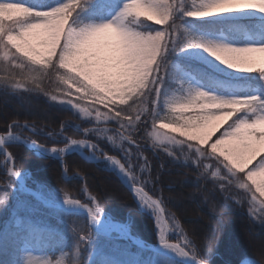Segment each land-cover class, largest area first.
Segmentation results:
<instances>
[{"label": "rangeland", "instance_id": "obj_1", "mask_svg": "<svg viewBox=\"0 0 264 264\" xmlns=\"http://www.w3.org/2000/svg\"><path fill=\"white\" fill-rule=\"evenodd\" d=\"M79 1L81 0H67V10L63 13H58V15H63L65 17L69 16V13H71V10ZM63 2L64 0H58L47 8L57 6ZM208 2L209 0H171L172 14L178 13L182 18H192L196 20H221L243 17L248 19L258 18L264 21V12H261L258 8L231 10L204 17L186 15L188 11L201 8ZM25 4L0 2V35L7 30L8 34L15 36L18 43L23 47V51H21L20 47L14 46L17 53L15 55L8 50L7 46L0 47V71L3 73L2 78L8 82H15L23 78V69L26 71V75H28L31 70L36 68L44 69L51 63V67L56 68V84L52 83L49 90L51 92L50 96L62 98L53 101H58L57 103L63 104L76 111L80 119L89 124V126L84 129L92 131L90 132L91 136H87L86 134L89 133L85 131L84 136H70L71 139L84 140L85 143L83 144L79 142L69 144L65 141L63 145L51 143L43 144L38 142L35 136L38 132L50 138V141L53 142L64 140L65 134H62L61 138L54 137L51 131L30 123H22L24 125H18V123H16L15 127L12 128L13 132L25 141H36L44 146L54 147L58 152H61L59 149L65 148V145L68 144V147L74 146L76 149L98 158L109 154L103 149V145H107L114 151V154L109 155L120 159L126 167L128 166L126 154H130L131 171L138 177L139 182L136 184H141L139 176H142L143 171L138 161V155L132 150L131 146H129L131 142L122 138L121 133L116 128L102 122L107 119L109 120L110 115L105 117L104 112L108 111L109 113V106H111V104L124 102L142 87L139 83L142 64L141 49L143 46L141 34L154 33L163 26L156 24L154 21H148L146 22L147 25L144 26L140 23L141 19H138L137 16L133 14L142 6L143 0H124L115 10L109 12L97 21L94 20L80 24L78 21L73 20L70 24H66L68 30L63 33V52L58 58L59 63L55 64L53 61L57 58L53 55L54 48L44 47V45L47 44L46 36L34 42H25L26 30L31 28L33 23H44V21L36 20L32 22L27 21L28 17L34 15L33 8L37 10H45L47 8L42 9L27 4L32 7L29 8L25 7ZM125 4L129 6V14L123 17H117ZM35 15H42V13H35ZM114 18H117L116 22H113ZM49 19H52V17H49ZM132 20L136 21L134 26L130 23ZM105 22L112 23L114 29V31L107 35L95 33L94 28L88 27L89 25H100ZM182 23L184 27V38H182L178 47L176 45L173 46V49L178 55L185 59L200 62L217 73L222 74L224 77L219 78L222 84L228 85L232 79L253 76L260 83V85H256L244 93H237L231 89L221 92L206 87L188 70L181 69L177 63H171L169 76L172 88H169V85H164L161 88L163 91L165 90L161 104L162 110L158 111L156 116H152V119H156L157 121V129H153L152 120L150 122L151 127L149 133L155 132V135L150 136L154 141L161 144L174 143L179 138H183L194 144L201 145V137L194 138L192 135H184L181 132H173L170 128L162 127L160 118H166L163 120L164 124L176 123L187 131L193 128L203 127L210 117L218 115L221 112L231 111L235 114L234 110L228 105L215 104L209 101L207 97L197 101L196 107L178 112H172L169 103L174 98H187L190 92L195 89L207 93L209 97L216 96L223 99L255 96L258 99L249 107L238 112L235 117V119L252 118L255 115L264 114V74L259 72L258 67L253 68L252 71L234 69L212 56L205 48L199 47L194 42H212L233 47L260 46L264 45V25L258 23L262 27H257L256 30L260 33H256V36H252L246 32L243 34L242 38L235 39L224 32L201 31L188 22ZM189 44H191V46H187ZM13 51L15 50L13 49ZM101 54L104 55L102 56ZM101 59L111 61V66L117 69V71L104 82L93 73L94 67L101 62ZM32 80L31 78L27 81L30 82ZM17 83L20 82L17 81ZM12 87L16 88L15 85H12ZM48 88L49 86L41 88L40 90H48ZM40 92L43 93L42 91ZM201 105L206 106L201 107ZM98 108L101 111L99 115H97ZM231 120V118H225L222 121L215 122L219 131L212 136V141L216 139L220 131H223V129L227 127L228 123H231ZM96 126L99 127L96 128ZM74 127L78 128L80 124L76 122ZM165 134L167 138H164ZM234 135L239 136V133H236L234 128H229L225 130L223 136L218 137L216 141L208 144L210 150L214 154L219 155L227 162V169L228 165L232 164L230 153L228 151H220L219 146L221 141L227 140ZM109 137L113 139L110 140ZM258 138L264 143V132H258ZM89 142L92 143L91 146ZM210 142L211 141H209V143ZM205 143L207 145V139H205ZM261 155H264V153ZM259 159L260 156L258 155L252 164H256ZM14 164L16 171L28 176L29 172L26 168L19 165L17 166L15 160ZM0 166L1 172L3 173V178H0V193L6 194L4 200L0 201V254L2 252L1 250L8 242L13 243L15 241V228H20L23 225L25 227L33 226L38 229L53 230L63 238L59 246L50 250L34 249L29 242H24L21 246L20 255L17 256V264H25V259L29 255H31L33 260L37 261V264H43V262L47 260L50 261L51 264V262L56 259H62L64 264H90L92 259L101 254H103L104 257H108L114 264H177V261L175 262L176 259L174 260L172 257L156 252H152L150 256L141 258L138 253L130 251V249L126 247L124 248L120 243L118 244L122 247H118L116 244L112 246L110 241L103 239L102 235L97 232L91 234V229L88 228L87 230L84 220H81L79 217L73 215L61 216L58 210H45L43 208L44 206L40 204L39 201L38 203L36 202V198L18 184L14 176L9 175L8 169L10 168V164L6 156L1 160ZM251 166L252 165H249V167ZM135 167H137L138 174L135 172ZM37 181L43 184L48 198H50L47 200H64L65 193H67L69 197L78 199L89 207L94 208L95 203H98L97 200H95V203L93 202L92 194L86 190L84 191V196L81 198L79 196L70 195L63 187L49 186L44 181L31 178L30 176H28L26 184L31 186L33 182ZM26 194L32 196L36 201ZM140 204L142 205L141 202ZM100 207L102 208L101 205ZM256 207L258 209L259 205L257 204ZM144 208L153 212L152 209L146 206H144ZM54 213L61 217L58 221H52L50 219V214ZM67 213L72 214L77 212ZM153 213L156 220L157 234L161 229L157 222L158 214L156 212ZM96 215L109 219L115 218L110 212L104 211L103 208L102 211ZM164 215L166 223L170 228L166 234V238L168 240L173 238L179 242L182 239L184 240L185 237L181 233L176 218L171 214L164 213ZM117 220L122 221L133 233L139 235L134 231L133 226H131L132 223L129 218ZM177 225L179 227H177ZM9 228H13V230L11 231ZM84 232H87L88 238L86 240H80L79 237ZM106 236L111 240L124 241L122 238L117 237L116 232H111ZM188 248L192 247L188 244ZM193 254L197 257L196 252Z\"/></svg>", "mask_w": 264, "mask_h": 264}, {"label": "trees", "instance_id": "obj_2", "mask_svg": "<svg viewBox=\"0 0 264 264\" xmlns=\"http://www.w3.org/2000/svg\"><path fill=\"white\" fill-rule=\"evenodd\" d=\"M54 1L56 0H23L26 4L37 8H46ZM122 1L81 0L74 7L75 12L71 11L69 15L71 21L75 20L80 24L99 20L118 7ZM260 21L257 18L196 20L182 18L180 14L173 13L170 24L175 26L176 38L163 55L165 69L164 74L162 73V86L169 85V88H172L169 71L171 63H177L181 69L188 70L210 88L221 91L231 89L241 93L249 90L254 83L258 84L254 76L232 79L228 85H222L219 81V78L223 77L221 74L200 62L183 58L176 53L173 46L178 47L184 38L182 22H188L199 30L232 32L239 37L245 31L256 33L255 25ZM146 22H148L146 18H141V24L146 26ZM51 66L50 63L44 69H33L28 75L23 69L22 71L25 73H22L23 78L15 82L4 80L3 73L0 71V132L7 131L10 124L18 123L20 125L19 123L27 122L51 131L54 137L61 138L62 133L72 137L85 135L84 128H87L89 124L82 121L72 108L53 101L54 99L50 96V87L52 83L56 84V68ZM30 77L33 80L28 82ZM18 84L24 86L18 87ZM12 85H15L16 88ZM48 86V90H40ZM164 91L161 89L158 102L154 105L153 110L155 95L154 93L150 94L142 86L124 102L111 104L108 113L110 118L102 123L118 128L126 135L132 136L135 144H129V146L138 155L141 165L147 162L142 176H139L142 186L161 201L166 213L177 219L183 234L201 260L208 264H237L244 257L253 256L264 263V220L260 219L262 213L249 211L252 207L251 195L245 189L238 187L235 177H230L232 174L227 169V162L219 155L214 154L208 145L201 146L183 138H179L174 143L161 144L154 141L149 135L152 116H156L157 112L162 110ZM134 108L137 112L147 108L148 112L142 116L141 122L137 123L136 130L129 126L126 132L120 127L119 121L112 119L114 114L112 110L125 115H134ZM235 117L231 119H235ZM76 122L80 124V127H74ZM91 131H87L89 134L86 135L91 136ZM35 136L38 142L43 144L63 145L65 143V140L50 141V138L39 132ZM6 147L14 157L16 165L26 168L33 178L42 180L49 186L63 187L70 195L81 198L84 196L85 190L90 192L102 208L110 212L113 217L117 219L129 218L134 231L145 241H156L153 218L140 207L131 191L115 171L108 168L105 162L86 160L76 151L64 154L63 161L60 162L55 157L37 155L20 143H9ZM202 147L207 148L202 149ZM103 149L109 154H114V151L107 145H103ZM2 159L3 154L0 153V165ZM206 165H210V167L206 168ZM64 170L68 174L66 178L63 177ZM135 172L138 174L137 167H135ZM213 172L217 174L214 176ZM0 176L3 178L1 166ZM229 179L232 180V184L228 183ZM221 185H224L223 190ZM28 196L35 200L32 196ZM36 202L38 203V201ZM43 208L47 211H55L45 206ZM58 211L61 216L73 215L84 220L88 230L89 227L82 214ZM49 217L52 221H58L61 218L56 213L50 214ZM9 229L13 230V228ZM90 231L91 234L94 233L92 230ZM14 235L15 241L8 242L1 250L0 264H17V256H19L24 242H29L34 249L47 250L52 247L56 248L63 240L53 230L38 229L33 226L25 227L24 225L15 228ZM102 237L110 241L112 246L116 244L118 247H122L118 243L122 244L124 248L138 253L141 258L151 255V252L125 240H111L105 236ZM90 264L114 263L101 254L92 259Z\"/></svg>", "mask_w": 264, "mask_h": 264}, {"label": "snow or ice", "instance_id": "obj_3", "mask_svg": "<svg viewBox=\"0 0 264 264\" xmlns=\"http://www.w3.org/2000/svg\"><path fill=\"white\" fill-rule=\"evenodd\" d=\"M0 2L10 3V4H25L23 0H0ZM25 7L32 8L25 4ZM259 9L261 12H264V0H209V2L201 8H196L191 11H188L186 15L192 17H204L220 12H226L231 10L238 9ZM67 10V0H64L63 3L47 8L45 10H37L33 8L34 15L27 18L28 22L44 21V23H33L32 27L26 30L25 42H34L40 39L43 36L47 37V44L44 47L54 48L53 55L57 58L53 63H59V56L63 52L64 37L63 33L68 29L66 24L71 23V16L58 15V13H63ZM73 13L75 9L71 10ZM35 13H42V15H35ZM129 14V6L125 4L121 11L118 13L117 17H123ZM137 16L138 19L146 18L148 21H154L158 25L163 27L154 33L141 34L143 46L141 49L142 55V64L140 68V85L145 87L146 90L155 95L154 105L158 102V97L162 88V79L164 74L165 65L163 63V55L167 49L171 46L176 38L175 26L170 24L172 19V10H171V0H143V4L140 8L133 13ZM52 17V19H49ZM117 18L113 19V22H116ZM89 28H94L95 33L102 35H107L110 32L114 31L112 23H101L100 25H89ZM199 47L205 48L212 56L216 57L220 61H223L224 64L229 65L234 69H241L245 71H252L253 68L258 67L259 72L264 74V45L260 46H245V47H233L228 45H220L212 42H194ZM7 46L8 50L14 55L16 53V48L14 46L20 47L23 51V47L18 43L17 38L13 35H9L6 30L2 35H0V47ZM191 46V44L187 45ZM13 49L15 51H13ZM259 54V55H257ZM102 56L104 54H101ZM15 63V62H13ZM117 69L111 66V61L101 59V62L94 67L93 73L95 76L99 77L102 82L112 76ZM163 73V74H162ZM18 87H23V84H18ZM39 87V85H37ZM215 103L221 105H228L233 112H221L218 115L212 116L207 120V123L200 128H193L185 131L182 126L176 123L164 124V117L160 118L161 126L165 128H170L173 132H181L184 135H192L195 137H201L200 143L201 146L206 145L205 139H207V145L213 143L217 140L218 137L223 136L225 130L229 128H234L236 133H239V136H231L227 140L220 142L219 150L228 151L230 153V159L232 164L228 165V171L232 174L230 177H235V182L238 184V187L245 189L247 193L251 195L252 207L249 209L250 212L255 213L259 211L262 213L260 216L261 220H264V143L258 138V132H264V114L255 115L252 118H240L232 119L231 123L227 124V127L223 131L219 132V135L214 141H212V136L215 135L219 128L215 122L222 121L225 118L235 117L238 112L249 107L254 101L258 98L255 96L244 97V98H232V99H223L216 96L209 97L207 93L195 89L190 92L187 98L178 99L174 98L170 103L169 107L172 112L183 111L197 106V101L206 98ZM52 99H62L61 97L53 96ZM206 105H201L204 107ZM112 119L119 121L120 127L123 128L126 132L128 131L129 126L133 130H136L138 122H141V118L144 114L148 112L147 108H143V111L137 112L136 109H133L134 115H125L124 113L115 112ZM100 109H97V115L100 114ZM104 116H108V111L104 112ZM127 122V123H125ZM146 124V121H145ZM15 124L11 125L10 128H14ZM153 129H157V121L153 119L152 121ZM85 132L88 129L84 130ZM10 130L6 131L4 135H0V145L4 143L3 136L9 135ZM149 135H155V132L149 133ZM121 137L124 139L132 140V136H125L121 133ZM109 139H113L109 137ZM209 141H211L209 143ZM85 143L84 140H75L68 139L69 144L75 143ZM91 146V142H89ZM68 147V144L65 145V148ZM65 148L59 149L61 152ZM139 148V145H137ZM207 147H202L206 149ZM57 149H53L56 151ZM166 151H169L166 149ZM172 154V153H170ZM203 155V151L201 152ZM5 155L8 161H12V154L5 151ZM142 155V153H141ZM260 156V159L256 164H252L256 160L257 156ZM128 158V166L121 162L120 159H117L115 156H106L109 160L115 162L119 165L121 170L126 173L129 180L133 184L138 183V177L133 174L131 171V157L130 154H126ZM249 165H252L249 167ZM147 167V162L141 165V170H145ZM206 168H209L210 165H206ZM8 173L11 176L19 175V171L14 170V168H9ZM214 176L216 172L212 173ZM229 184H232V180H228ZM221 189H224V185H221ZM134 191L137 196L141 199L143 203L148 204L149 207L156 210L158 213L157 222L160 221L159 213H162L164 210L160 207L161 201L152 200L151 197L144 192V189L141 187H135ZM5 193H0V201H3L5 198ZM95 203V197L92 198ZM65 202L68 204H81L79 200L71 199L67 193H65ZM259 205L257 209L256 205ZM87 206V205H86ZM88 207V206H87ZM91 213V218L93 220L99 219L97 213L102 211V208L98 203H95V207H88ZM177 227H179L177 225ZM88 238L87 232H84L80 235V240H86ZM160 241L166 247L174 249L180 255H191L195 252L194 248H188L189 241L187 238L184 239V246L182 247L179 242L171 243L166 238L164 231L160 233ZM188 250H185V249ZM26 264H37V261L31 258L29 255L26 259ZM43 264H50V261H44ZM198 264H207L206 261L198 260Z\"/></svg>", "mask_w": 264, "mask_h": 264}, {"label": "water", "instance_id": "obj_4", "mask_svg": "<svg viewBox=\"0 0 264 264\" xmlns=\"http://www.w3.org/2000/svg\"><path fill=\"white\" fill-rule=\"evenodd\" d=\"M10 130V129H9ZM11 131V130H10ZM5 133H0V135H4ZM13 136V137H12ZM3 140L4 143L2 145H0V150L5 154V151H7L9 153V151L6 148V144L7 143H20L25 145L26 147L30 148L28 143H26L25 141H23L22 139L17 138L13 132H11L9 135H5L3 136ZM33 150V149H32ZM34 151V150H33ZM69 151V150H68ZM35 153L39 154L37 151H34ZM82 154L85 158L89 159V160H96L95 158L85 155L84 153H80ZM40 155H44V156H54V157H59L53 153H40ZM6 156V155H5ZM101 159L103 160H107L105 156L101 157ZM10 164V168H14V160L12 159V161H9ZM15 170V168H14ZM15 179L17 180V182L30 194H32L37 200H39L43 205L48 206V207H53V208H59V209H63V210H67V211H79L81 213H83L87 219L88 225L90 227H92L95 231L100 232L102 234H106L105 231H102L101 229H99V226H105L108 224H115L120 226L126 233L127 238L135 245L140 246L142 248H145L147 250L153 251V252H159V253H163L166 254L165 252H163L161 249L162 247H164L165 245L161 243V241H157L156 243L153 244H147L144 242L143 239L135 236L128 227H126L124 225V223L117 221V220H113V219H96L93 220L91 218V213L89 211V208L86 206V204L82 203L80 200L81 204H68L65 202L64 200H59V201H49V200H45L40 194H38L37 192L34 191V189H32L30 186H28L27 184H25V182L21 179L20 175L14 176ZM127 184V183H126ZM129 187V186H128ZM150 196V195H149ZM151 198H153L152 196H150ZM73 200H78L75 198H71ZM155 200V198H153ZM161 207V205H160ZM171 243H177L175 241H169ZM186 250V249H185ZM167 255V254H166ZM184 259L182 260L184 263L187 264H198V260L191 254V255H183ZM238 264H241L238 263ZM254 264H263L262 262L255 260Z\"/></svg>", "mask_w": 264, "mask_h": 264}, {"label": "bare ground", "instance_id": "obj_5", "mask_svg": "<svg viewBox=\"0 0 264 264\" xmlns=\"http://www.w3.org/2000/svg\"><path fill=\"white\" fill-rule=\"evenodd\" d=\"M19 139H23V138H19ZM29 143L28 145L34 149L35 151L37 152H40V153H53V154H59L58 150L56 151H53V149H55L54 147H46V146H43V145H40L38 144L37 142L35 141H29L27 142ZM14 158V157H13ZM106 159L108 160V162L110 163V165L119 173V175L121 176V178L128 183V185L131 187V190L135 196V198L140 201L142 203L143 206H146L150 209L153 210V212H156L155 209L151 208L148 206V204L146 203H143L141 201V199L137 196L136 192L134 191V188L135 187H139V185L137 184H133V182L131 180H129L128 176L126 175V173H124L121 168L119 167L118 164H116L115 162L109 160L107 157ZM15 160V159H14ZM21 176V179L26 182L27 179H28V176L24 173H21L20 174ZM31 188L34 189L35 192L39 193L44 199H50L48 198V194L46 193L45 191V188L43 186L42 183L40 182H33L31 184ZM146 192V191H144ZM147 193V192H146ZM149 196V195H148ZM150 197V196H149ZM152 200H154L153 198H151ZM95 207V206H94ZM157 213V212H156ZM158 214V213H157ZM159 216H160V222H159V228L161 229L159 232H158V238H159V241H160V233L161 231L163 230L165 235L167 234V232L170 230L168 224L166 223V220L165 218H163L162 216V213H159ZM103 230H105L107 233H111V232H116L117 233V236L119 237H126V233L125 231L118 225H115V224H112V225H107L105 227H101ZM180 244H183L184 245V240L182 239L181 240V243ZM163 252H165L166 254H169L177 259H184V257L180 254H178L174 249L172 248H169V247H162L161 249ZM194 255V254H193ZM195 256V255H194ZM241 264H254V260L252 259H245L242 261Z\"/></svg>", "mask_w": 264, "mask_h": 264}, {"label": "clouds", "instance_id": "obj_6", "mask_svg": "<svg viewBox=\"0 0 264 264\" xmlns=\"http://www.w3.org/2000/svg\"><path fill=\"white\" fill-rule=\"evenodd\" d=\"M130 23L134 26L136 24V21L132 20V21H130ZM164 138H167L166 134H165ZM26 259H25V264H26ZM51 264H64V262L62 259H56V260L52 261Z\"/></svg>", "mask_w": 264, "mask_h": 264}]
</instances>
